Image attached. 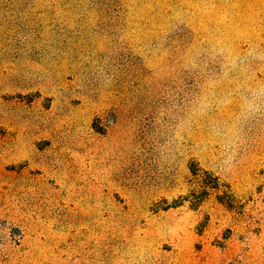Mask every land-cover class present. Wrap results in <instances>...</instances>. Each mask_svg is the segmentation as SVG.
<instances>
[{"label": "rangeland", "instance_id": "1", "mask_svg": "<svg viewBox=\"0 0 264 264\" xmlns=\"http://www.w3.org/2000/svg\"><path fill=\"white\" fill-rule=\"evenodd\" d=\"M0 264H264V0H0Z\"/></svg>", "mask_w": 264, "mask_h": 264}, {"label": "trees", "instance_id": "2", "mask_svg": "<svg viewBox=\"0 0 264 264\" xmlns=\"http://www.w3.org/2000/svg\"><path fill=\"white\" fill-rule=\"evenodd\" d=\"M191 172L196 177V179H198V182L200 184V189L190 192L186 197L175 200L172 206H178L184 200H187L191 203L193 207H196L200 204L201 201H203V198H205L206 195L209 193L208 192L209 189L213 190V189L221 188L219 177L213 175L207 170L192 165ZM225 194L226 192H223V194L219 195V200L222 203L225 202L223 201V195Z\"/></svg>", "mask_w": 264, "mask_h": 264}]
</instances>
